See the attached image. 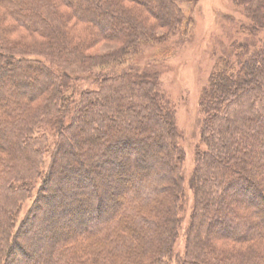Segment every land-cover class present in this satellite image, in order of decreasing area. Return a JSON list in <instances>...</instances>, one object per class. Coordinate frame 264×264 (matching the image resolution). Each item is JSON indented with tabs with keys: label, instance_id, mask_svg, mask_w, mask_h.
<instances>
[{
	"label": "trees",
	"instance_id": "trees-1",
	"mask_svg": "<svg viewBox=\"0 0 264 264\" xmlns=\"http://www.w3.org/2000/svg\"><path fill=\"white\" fill-rule=\"evenodd\" d=\"M192 1L0 0L18 29L43 39L11 43L6 34L14 26L0 18V264H38L29 260L37 251L30 243L49 236L41 264L173 261L185 208L175 109L157 72L97 71L121 67L146 45L187 36ZM233 3L244 16L237 20L242 40L217 60L200 96L205 150L196 153L190 179L194 206L179 264H264V0ZM72 21L91 36L75 41ZM105 41L121 46L114 54L88 53ZM93 75L96 89L71 92ZM44 130L55 139L50 148ZM43 212L57 221L50 227L46 217L31 238ZM217 241L249 248L225 249Z\"/></svg>",
	"mask_w": 264,
	"mask_h": 264
},
{
	"label": "rangeland",
	"instance_id": "rangeland-1",
	"mask_svg": "<svg viewBox=\"0 0 264 264\" xmlns=\"http://www.w3.org/2000/svg\"><path fill=\"white\" fill-rule=\"evenodd\" d=\"M126 5L128 7L133 6L136 14L143 12V8H141V6H136L137 4L126 3ZM61 9H63L62 11L64 12H69L67 8ZM185 12L193 18V24L187 36H170L167 41L149 46L146 45L138 57L129 60L121 67L110 65L109 67L99 68L97 71L98 73L103 72L111 77L123 71L129 72L131 70L157 72L159 74L162 91L171 101L175 109L176 123L181 134L179 143L185 155L183 162L185 208L182 214L183 221L179 238L174 247V259L170 264H179L186 252V233L190 225V217L194 206V197L190 189V179L195 169L196 153L199 150H205L200 136V123L203 118L200 109V96L203 89L208 84L211 72L217 60L222 56H230L227 53L231 51L232 43L236 40H242L238 33L240 22L237 20L241 17L244 18L242 11L236 10L233 0H193L192 3L186 5ZM234 16L235 19H233ZM0 18L3 19L1 23L4 27L10 28V25L14 26V30L6 34L7 39H9L11 43L33 46L36 43L43 42V39L39 36L30 34L23 29H18L12 19H7L5 11H0ZM87 28L77 21L71 22L70 29L71 32L75 34V41L80 42L91 36V30ZM164 33L165 31L160 30L156 33V36H162ZM120 46L121 42L105 41L97 44L89 50L88 53L92 55L114 54ZM165 50L167 51L165 53L167 56H162ZM94 74L97 73L94 72ZM7 75L9 78H21L15 77L16 73L13 74V72L10 71H8ZM94 76L95 75L90 78L86 76L73 83L71 92L75 89H77V91L89 90L90 88L96 89L98 84H96L94 80L96 77ZM25 79L30 84L33 83L32 79ZM42 133L43 131L39 134ZM45 133L48 136V147L50 148L55 139L51 132L44 130V134ZM75 142L77 144L79 143L77 139H75ZM74 158L78 160L80 157L74 156ZM101 180H103V178ZM133 180L134 183L138 182L130 176V181ZM40 183L41 181L39 180L34 184L31 197L24 202L19 215L18 224L26 217L30 207L33 205ZM112 186L114 188L117 185L113 183ZM262 186L264 188V182H262ZM50 202L53 203L54 199H51ZM50 202L49 204H51ZM46 217L47 214L45 212L40 215L38 219L39 222L34 229L35 232H32L30 235L31 238L35 236L34 234L36 231L38 232L40 230L42 227L41 222H43ZM47 219H50L47 222L50 223V227L57 221L50 218V216H48ZM213 226L214 229L212 227L211 229L217 230L218 225L215 224ZM73 228H75L74 225L69 226V228H62V231ZM31 238L27 239L26 236V243L29 242L28 240ZM52 241V236H49L46 240L34 241L33 244H28L32 249L37 250L33 258L29 260H36L38 264H41L44 258L49 257V247ZM217 245L230 250H244L249 248L225 241H217ZM260 248L264 250V245ZM19 264H21V262H19Z\"/></svg>",
	"mask_w": 264,
	"mask_h": 264
}]
</instances>
